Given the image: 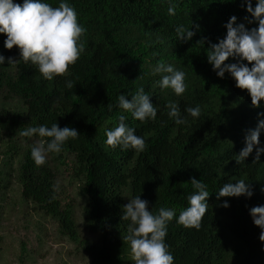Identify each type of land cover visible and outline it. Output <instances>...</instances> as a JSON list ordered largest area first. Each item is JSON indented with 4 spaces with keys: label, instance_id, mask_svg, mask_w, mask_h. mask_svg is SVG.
Segmentation results:
<instances>
[{
    "label": "trees",
    "instance_id": "obj_1",
    "mask_svg": "<svg viewBox=\"0 0 264 264\" xmlns=\"http://www.w3.org/2000/svg\"><path fill=\"white\" fill-rule=\"evenodd\" d=\"M45 2L58 7L60 0ZM67 2L84 28V52L63 76L45 80L34 65L20 60L17 47H4L6 35L0 34V54L5 57L0 65V199L7 197L15 172L23 205L31 204L38 214L55 220L59 233L86 253L90 264H134L122 238L128 224L121 220L122 207L141 196L149 202V210L169 207L178 216L188 206L195 178L207 185L208 208L198 227H185L175 218L168 222L165 242L174 264H264L261 229L249 211L264 205V154L260 162L254 163L255 149L245 161L235 160L248 131L264 119V101L253 106L247 90L237 88L230 74L216 75L206 54L209 42L217 43L226 35L224 25L230 17L236 16L248 29L258 27L245 20L254 18L244 0H175L173 16L167 14L168 0ZM192 22L199 26L193 29L196 35L191 41H179L176 26L190 27ZM201 40L203 46L198 44ZM9 57L20 61L9 67ZM158 62L185 72L182 95L158 87L160 74H153ZM65 80L73 82L72 89L65 87ZM140 87L157 107L154 120H134L117 107L120 94H134ZM169 101L178 103L182 115L186 107L200 105L201 115L177 125L167 115ZM120 115L144 138L142 151L104 143L105 131L118 123ZM53 123L73 127L80 136L36 166L30 146L38 138L20 137L18 130ZM259 141L264 147V132ZM67 157H72L75 177L84 183L85 223L98 234L96 241L80 237L71 205L63 204L60 191L53 192L58 182L55 164ZM240 178L252 185L251 198L217 199L221 186ZM225 200L228 208L222 207Z\"/></svg>",
    "mask_w": 264,
    "mask_h": 264
},
{
    "label": "clouds",
    "instance_id": "obj_2",
    "mask_svg": "<svg viewBox=\"0 0 264 264\" xmlns=\"http://www.w3.org/2000/svg\"><path fill=\"white\" fill-rule=\"evenodd\" d=\"M246 10L253 19L245 17L247 23L253 22L258 27L248 29L244 23H238L237 17H230L224 25L226 35L217 43H210L206 50L208 63L219 78L225 73L235 80L236 87L247 90L253 106L259 107L264 101V0H244ZM177 3L168 0L167 14L175 15ZM199 26L193 22L190 27L179 24L175 28L177 38L181 42H188L196 35ZM84 28L78 22L76 9L67 2L60 0L58 7H53L45 0H0V34H5L4 47L8 50L17 47L20 60L30 62L36 67L45 80L63 76L69 67L74 65L84 52L81 37ZM204 40L198 42L204 44ZM232 58L236 63H226ZM19 60V61H20ZM19 61L9 57V67L15 66ZM247 61L248 64L244 63ZM5 64V57L0 54V65ZM251 65L249 67L248 65ZM153 74H160L157 85L161 90L169 89L176 96L186 91V74L172 64L158 62ZM65 87L73 88L71 80H65ZM130 97V99H129ZM150 95L143 87L136 89L134 94H120L117 98V107L130 113L134 120L144 122L157 117V107L150 101ZM167 115L177 125L187 123V117L199 118L200 105L189 106L184 109L186 115L181 114L178 103L169 101L166 104ZM111 110L112 105H108ZM264 132V119L258 121L254 130H249L245 137V147L235 156L237 163L245 161L255 149V162H260L264 154V147L260 146L259 137ZM20 137L38 138L30 146V156L36 166L46 163L49 153H60L69 140L80 136L73 127L60 128L57 123L47 126L44 124L24 126L18 130ZM104 143L108 146H119L121 150L134 149L142 151L145 140L136 135V130L126 123V117L120 115L118 123L105 131ZM47 138V139H43ZM193 192L187 196L188 206L179 211L169 207H154L149 210V202L135 196L128 199L122 207L121 220L128 222L123 241L130 246L134 264H174V257L165 242L168 222L176 219V223L185 227L199 226V221L205 215L210 196L207 185L193 178L190 182ZM59 191V183L53 184V192ZM217 199L222 197L253 196L252 185L243 178L236 179L234 183L224 184L216 192ZM53 198H55L53 196ZM230 205L225 200L222 207ZM250 215L253 223L261 229L259 239L264 242V205L252 207Z\"/></svg>",
    "mask_w": 264,
    "mask_h": 264
},
{
    "label": "rangeland",
    "instance_id": "obj_3",
    "mask_svg": "<svg viewBox=\"0 0 264 264\" xmlns=\"http://www.w3.org/2000/svg\"><path fill=\"white\" fill-rule=\"evenodd\" d=\"M55 173L61 200L71 205L80 237L96 241L98 234L86 227L84 183L75 177L72 157L55 164ZM9 180L8 195L0 199V264H90L88 255L59 233L55 220L38 214L31 204L23 205L15 172Z\"/></svg>",
    "mask_w": 264,
    "mask_h": 264
}]
</instances>
